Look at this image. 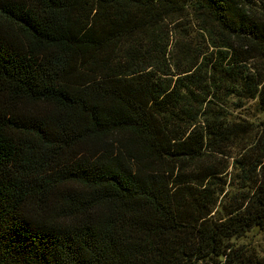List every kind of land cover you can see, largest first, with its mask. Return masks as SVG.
<instances>
[{"label":"trees","instance_id":"16d2710c","mask_svg":"<svg viewBox=\"0 0 264 264\" xmlns=\"http://www.w3.org/2000/svg\"><path fill=\"white\" fill-rule=\"evenodd\" d=\"M229 96L264 111V0H0V264H264Z\"/></svg>","mask_w":264,"mask_h":264},{"label":"rangeland","instance_id":"374dc122","mask_svg":"<svg viewBox=\"0 0 264 264\" xmlns=\"http://www.w3.org/2000/svg\"><path fill=\"white\" fill-rule=\"evenodd\" d=\"M183 27L187 30V34L192 33L191 36H183V33H185V31L182 29ZM196 27L197 25L195 24L194 18L192 15H189L187 19L179 21L175 29H173L175 33L173 40H183L185 38L191 39L189 40V43L193 49H195L197 42L207 45V41L204 36H196ZM175 52L181 61L183 57L181 55L179 56V48H176ZM223 106H225L229 116L237 121L246 119L250 122L260 124V122L264 120V111L258 107L257 101L255 99L243 98L240 100L236 96H229L226 104ZM236 151H238V149H235L234 152ZM233 240L237 244H245L249 248L255 249L261 256H264V230L253 228L248 231L245 236Z\"/></svg>","mask_w":264,"mask_h":264}]
</instances>
